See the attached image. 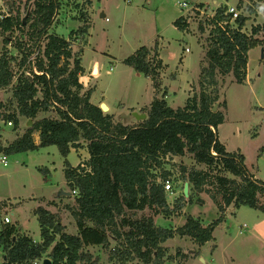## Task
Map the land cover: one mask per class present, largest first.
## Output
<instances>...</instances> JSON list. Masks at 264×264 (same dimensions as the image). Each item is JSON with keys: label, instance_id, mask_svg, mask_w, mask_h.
<instances>
[{"label": "trees", "instance_id": "trees-1", "mask_svg": "<svg viewBox=\"0 0 264 264\" xmlns=\"http://www.w3.org/2000/svg\"><path fill=\"white\" fill-rule=\"evenodd\" d=\"M255 3L260 6L259 0ZM60 5V0H6L7 10L0 12V88H11L16 106V111L6 117L14 122V129L19 126V116L32 122L22 136L0 147V152L11 155L58 147L71 195L77 191L74 203L64 208L76 220L78 233L67 232L60 211L38 206L35 214L40 240L18 225L0 224L3 264H40L45 258L52 264H98L100 257L88 250L95 245L102 246L115 264L136 260L141 264H165L176 256L169 254L165 246L169 239L179 235L204 246L213 240L215 228L225 220L231 205L237 209L249 206L264 213V180L255 178L245 164V156L239 151L229 152L218 135L227 110L226 100L220 101V77L232 74L237 83L246 81L249 51L264 46V41L255 36L259 28L247 35L242 32L247 17L240 16L229 24L227 6L217 9L212 22L227 24L216 25L207 36L199 91L182 107L174 108L166 99L158 43L153 48L141 46L126 57L123 62L150 77L160 94L144 108L147 118L129 125L91 103L92 89L85 90L80 82L84 73L82 57L74 55L70 40L49 34ZM84 17L83 13V23L71 36L89 34L90 20ZM174 25L180 30L188 27L182 17ZM199 28L204 32L202 24ZM17 31L20 35H15ZM3 109L0 102V118ZM40 113L49 114L39 118ZM37 132L38 144L34 136ZM82 143L86 144L89 159L73 167L68 156ZM186 154L208 171L183 166L180 174L189 182V196L182 192L170 206L165 183L172 172L166 165L173 157ZM201 192L209 193L217 204L218 218L205 223L189 215L178 228L157 225L156 216H180L187 203L204 204L198 197ZM193 255H199L198 251Z\"/></svg>", "mask_w": 264, "mask_h": 264}, {"label": "rangeland", "instance_id": "rangeland-1", "mask_svg": "<svg viewBox=\"0 0 264 264\" xmlns=\"http://www.w3.org/2000/svg\"><path fill=\"white\" fill-rule=\"evenodd\" d=\"M179 1L184 0H60L61 5L54 16L49 34L70 40L74 55L83 58L88 74H92L95 63L100 66L99 77L97 68L92 75L98 77L97 80L94 79L97 86L94 100L99 101L104 96L105 101L117 109L118 121L124 124L134 120L135 112L143 114L144 108L154 98L152 79L123 62L140 46L152 48L160 42L161 57L166 64L162 74L163 83L170 91L169 104L172 107L186 104L189 86L193 88L189 93L199 91L198 79L209 33L208 30L201 32L200 25L194 22L185 31L175 27L174 21L183 12L178 5ZM186 1L209 4L212 8L226 3L243 7L254 5V0ZM257 8L261 13L257 12L246 26L250 32L258 27L259 32L255 36L264 41V7ZM6 10V0H0V12ZM102 12L108 20L100 17ZM83 13L84 18L90 20L89 34L85 37L77 34L71 36V32H75L83 23ZM17 34L18 31L15 35ZM186 48L190 51L186 52ZM263 49L264 46H258L250 52L248 79L244 83H237L232 74L220 77V101L226 100L228 109L225 122L218 131L220 140L229 151L241 149L247 167L261 180H264ZM182 55H186L184 64L180 63ZM172 74H181L177 82L173 81ZM0 102L4 104V116L0 118V144L7 145L17 137L19 131L14 129V124L8 125L10 119L6 117L16 111L11 88H0ZM221 110L225 112L222 107ZM47 114L49 113H40L38 117ZM52 114L56 115L55 112ZM22 120V130L25 131L28 123L25 117ZM3 153L0 152V157ZM70 158L76 161L75 155L71 154ZM183 166L208 171V167L197 164L189 154L170 159L166 165L172 172L169 180L171 188L166 189L170 206H173L174 199L181 196L184 190L186 181L180 174ZM40 168L50 171L44 173ZM222 173L236 178L230 173ZM205 188L211 190L209 186ZM67 191L70 192V188L65 178L64 157L56 145L8 155L7 165L0 160V224H3L1 219L7 215L12 219L10 224L18 225L34 239L40 238V224L34 211L38 206H44L53 212L60 211V218L62 216L61 221L66 225L67 232L77 234L76 220L64 208L67 204L58 208L56 201L50 200ZM75 195L70 198V204L74 203ZM198 197L204 200V204L187 203L180 216H156L157 225L178 228L184 225L189 215L199 217L205 223L218 218L219 209L210 194L201 192ZM218 199L221 200V196ZM261 200L264 202V198ZM213 236V240L202 247L197 246L189 237L176 235L169 239L165 246L168 247L169 254L176 256L175 260L166 261L165 264H264L263 212L249 206L237 209L231 205L226 210L225 220L215 228ZM88 250L100 257L98 264H115L109 260L108 253L102 246H89ZM178 251L181 255L177 254ZM195 251L199 255H193ZM0 264H3L1 248ZM130 264L141 263L136 260Z\"/></svg>", "mask_w": 264, "mask_h": 264}, {"label": "crops", "instance_id": "crops-1", "mask_svg": "<svg viewBox=\"0 0 264 264\" xmlns=\"http://www.w3.org/2000/svg\"><path fill=\"white\" fill-rule=\"evenodd\" d=\"M255 1V0H254ZM259 3H260V7H264V1H259ZM199 4H205V3H199ZM223 4H225V3H223ZM226 4H228V3H226ZM207 5H209V4H207ZM210 6V5H209ZM220 6V5H219ZM102 14H103V12H102ZM102 14H101V18H106V14H105V16H102ZM93 16V15H92ZM179 18V17H178ZM177 18V19H178ZM176 19V20H177ZM187 30V29H186ZM185 31V30H184ZM88 38H87V43H88ZM86 43V44H87ZM158 43V54H159V58L160 59H162V61H163V65H164V68L162 69V71H161V76H162V88L167 92V95H166V99H167V101H168V103H169V98H170V95H169V93H170V91H169V89L167 88V87H165L166 86V84H164L163 82V71H164V69L166 68V64H165V62H164V60H163V58L161 57V52H160V42L158 41L157 42ZM144 46V45H143ZM85 47V46H84ZM141 47V46H140ZM139 47V48H140ZM139 48H137V49H139ZM153 48V47H152ZM136 49V50H137ZM252 51V49L249 51V54H250V52ZM263 52H264V49L262 50ZM83 54H84V50H83ZM82 60H83V58H82ZM123 61H124V59H123ZM249 61H250V58H249ZM186 62V55H182L181 56V58H180V63H182V64H184ZM82 65H83V67H84V73H83V75H81L80 76V82L84 85V88H85V90H88V89H92V94H91V98H90V101H91V103H93V104H95V105H98V106H101V104L102 103H105L107 106H108V111H107V113H109V114H112V115H114V117H115V119H117V113H116V108H113L110 104H108L106 101H105V99H104V96H102L103 98L101 99V100H99V101H96V100H94V94H95V92H96V89H97V86H96V84H94V79L95 80H97L98 79V77H99V74H100V66L97 64V63H95L94 65H93V68H92V74L91 73H89L88 74V69L85 67V65L83 64V62H82ZM248 65H249V62H248ZM97 68V70H98V73H97V78L96 77H92V75L94 74V72H95V69ZM177 73V72H176ZM180 75L181 74H172V78H173V81L174 82H177L178 80H179V78H180ZM83 79V80H82ZM248 79V68H247V78H246V80ZM193 83V82H192ZM193 88L191 87V86H189V88H188V97L189 96H191L192 94L191 93H189V91L190 90H192ZM160 97V94L159 93H157L156 92V90H155V88H154V98L155 97ZM188 97H187V99H188ZM154 98H153V100H154ZM187 99H186V101H187ZM153 100L150 102V105H151V103L153 102ZM227 102V101H226ZM149 105V106H150ZM170 105V104H169ZM148 106V107H149ZM180 107H182V106H180ZM177 108V107H176ZM227 109H228V104H227ZM227 111V110H226ZM138 112H140V111H138ZM22 117L23 116H19V119H20V121H19V126L15 129L16 131L17 130H19L18 131V135H17V137L14 139V140H16L18 137H20V136H22L23 135V133L25 132V131H23L22 130ZM27 120V119H26ZM118 120V119H117ZM141 121H143V120H141ZM27 122V121H26ZM137 123H139V120H137L136 118H134V120H132V121H130V122H128L127 124H129V125H135V124H137ZM222 125V124H221ZM220 125V126H221ZM220 126H219V128H220ZM219 128H218V131H219ZM26 130V129H25ZM35 137H37V138H35V140H36V143L38 144L39 142H40V138H39V133L37 132V133H35V135H34ZM220 139V138H219ZM13 140V141H14ZM12 141V142H13ZM221 141V140H220ZM222 142V141H221ZM11 142H9L7 145H5V144H0V147H6V146H8L9 144H10ZM223 143V142H222ZM224 144V143H223ZM225 145V144H224ZM226 146V145H225ZM227 148V147H226ZM38 149V148H37ZM227 150H228V148H227ZM229 151V150H228ZM237 151H239V152H241L242 153V151H241V149H238ZM229 152H235V151H229ZM71 154H73V155H75V159H76V161L74 162L71 158H70V155ZM243 154V153H242ZM244 155V154H243ZM245 156V155H244ZM89 159V153H88V149H87V147H86V144L85 143H82V147H79V148H72L71 149V152H70V154H69V156H68V161L70 162V164L73 166V167H77L78 165H84L85 164V162L87 161ZM245 162H246V158H245ZM246 164V163H245ZM64 168H65V165H64ZM44 169V173H49L48 171H50L49 169H47V168H43ZM249 169V168H248ZM250 171V170H249ZM251 172V171H250ZM252 173V172H251ZM253 174V173H252ZM254 175V174H253ZM255 178H257L256 176H255ZM258 179V178H257ZM66 183H67V180H66ZM68 184V183H67ZM71 197H73L72 195H68V191L67 192H64L63 193V195L62 196H58V197H55V198H53V199H50V200H55L56 202V204L58 205V208H60V207H62L61 205H65V204H70V198ZM49 200V201H50ZM71 204H73V203H71ZM35 212V211H34ZM3 219V218H2ZM2 219H1V222H2ZM61 219H62V216H61ZM18 222V221H17ZM11 223H12V219H11ZM23 231V230H22ZM23 232H25V231H23ZM40 238H41V235H40ZM40 238H35V240H40ZM3 254V253H2Z\"/></svg>", "mask_w": 264, "mask_h": 264}, {"label": "built area", "instance_id": "built-area-1", "mask_svg": "<svg viewBox=\"0 0 264 264\" xmlns=\"http://www.w3.org/2000/svg\"><path fill=\"white\" fill-rule=\"evenodd\" d=\"M260 4V3H259ZM179 7L182 9V15L180 17H182L183 21L189 25L191 23H197L198 25L202 24L204 27V30L207 31L208 33H210V31L216 27V25H220L222 27L226 26L227 22H219L218 24H215L214 22H212L213 17L215 16L217 9L220 7H216V8H212L211 6L207 5V4H199V3H193V2H189V1H179L178 2ZM227 8H226V14H230L231 18L229 20V24H233L235 22V20L237 18H239L240 16H245L247 17V22H249V20H253L254 16H256V13L258 12L259 14L261 12H259L257 7V4L254 1V5L253 4H248V6H238V5H230V4H226ZM257 6V7H256ZM251 8L253 11H250L248 8ZM106 20H108V18H106ZM246 22V25H247ZM244 26L242 28V32L247 34V35H252L253 32L251 30V32L249 31V28L247 26ZM264 26H262L263 28ZM189 48H186V52H189ZM14 124L13 121L9 120L8 121V125L12 126ZM1 162L4 165L8 164V155H6L5 153H3V155L0 157ZM165 188L166 189H170L171 188V184L170 181H166L165 183ZM73 194H76L77 191L73 190L72 191ZM3 223H11V218L9 216H4V218L2 219ZM242 232V230H241ZM39 264V263H36ZM41 264V263H40Z\"/></svg>", "mask_w": 264, "mask_h": 264}, {"label": "water", "instance_id": "water-1", "mask_svg": "<svg viewBox=\"0 0 264 264\" xmlns=\"http://www.w3.org/2000/svg\"><path fill=\"white\" fill-rule=\"evenodd\" d=\"M102 16H105V13L102 14ZM100 108L106 112L108 110V106L105 104V103H102ZM217 110V105L214 107V111ZM134 116L137 120H145L147 118V114L143 113H139V112H135L134 113ZM32 122L31 120H29L28 122V125H30ZM184 196L185 197H188L189 196V182H185V185H184ZM68 195H71V192H68ZM42 264H52L51 260L48 259V258H45L43 261H42Z\"/></svg>", "mask_w": 264, "mask_h": 264}, {"label": "bare ground", "instance_id": "bare-ground-1", "mask_svg": "<svg viewBox=\"0 0 264 264\" xmlns=\"http://www.w3.org/2000/svg\"><path fill=\"white\" fill-rule=\"evenodd\" d=\"M108 110H109V109H108ZM108 110H107V111H108Z\"/></svg>", "mask_w": 264, "mask_h": 264}]
</instances>
